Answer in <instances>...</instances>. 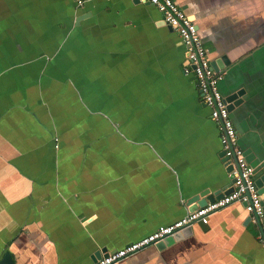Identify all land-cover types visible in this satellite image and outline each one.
Listing matches in <instances>:
<instances>
[{"label": "crops", "instance_id": "obj_1", "mask_svg": "<svg viewBox=\"0 0 264 264\" xmlns=\"http://www.w3.org/2000/svg\"><path fill=\"white\" fill-rule=\"evenodd\" d=\"M174 2L209 63L226 61L217 89L241 92L228 116L264 177V0ZM184 65L177 34L138 0H0V258L90 264L231 186ZM247 218L228 205L116 264H264Z\"/></svg>", "mask_w": 264, "mask_h": 264}, {"label": "built area", "instance_id": "obj_2", "mask_svg": "<svg viewBox=\"0 0 264 264\" xmlns=\"http://www.w3.org/2000/svg\"><path fill=\"white\" fill-rule=\"evenodd\" d=\"M83 2L84 0H74L76 7H80ZM138 2L155 8L161 21L179 37L185 55L182 73L193 77L203 106L208 109L210 119L219 126L220 149L231 167L228 177L233 181L230 186L232 190L212 202L205 203L204 206L187 212L181 219L160 226L149 235L121 249L106 253L90 264H116L195 223L206 224L209 215L234 203L242 205L248 218L258 226L259 242L264 247V206L255 185L254 168L246 161L243 150L237 145L234 128L228 116L227 103L217 89L222 74L213 71L210 67L206 50L198 37L193 21L183 13L174 0H138Z\"/></svg>", "mask_w": 264, "mask_h": 264}, {"label": "water", "instance_id": "obj_3", "mask_svg": "<svg viewBox=\"0 0 264 264\" xmlns=\"http://www.w3.org/2000/svg\"><path fill=\"white\" fill-rule=\"evenodd\" d=\"M168 27V26H167ZM168 29H170L168 27ZM226 64V61L224 59H220V60H216V61H212L209 63L210 67L212 68L213 71H217L219 69H221L223 67V65ZM240 97H241V92H236L234 94H231L229 96H227L226 98H224L225 102L227 103V111L229 112V110L232 108V105H236L240 102ZM240 99V100H239ZM244 152V151H243ZM248 152H244L245 155V159L246 161L249 163V159H248ZM220 156H222L221 161L224 163V165L227 164V168L225 169L226 172H229L231 170L230 165H228L229 161L223 157V154L221 153ZM232 179L230 180V184L232 183ZM264 183V177H261L257 180H255V185L258 189V192L261 193L262 192V184ZM232 188L229 187L227 190H225L224 192H215V193H210L209 195H207V197H205L202 201L198 200L197 196L192 197L191 199H189L187 201V204H192L191 206H189L188 212H191L193 210H195L197 207L199 206H204L205 203L207 202H212L213 200H216L218 198H220L223 195L228 194L229 192H231ZM247 220H249V218H247ZM186 229H190V228H186ZM185 230V229H184ZM184 234V231L176 233L170 237H167L165 239H163L162 241L158 242L156 245L158 246H163V245H167L169 242H172L178 238H181ZM106 255L103 254V256ZM0 264H13L10 256L7 253H4L2 255V257L0 258Z\"/></svg>", "mask_w": 264, "mask_h": 264}]
</instances>
